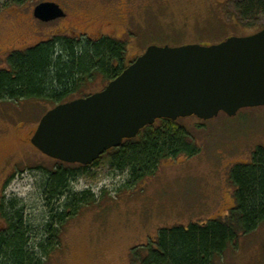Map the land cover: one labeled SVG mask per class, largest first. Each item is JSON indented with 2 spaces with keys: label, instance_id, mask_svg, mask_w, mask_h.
Returning <instances> with one entry per match:
<instances>
[{
  "label": "rangeland",
  "instance_id": "1",
  "mask_svg": "<svg viewBox=\"0 0 264 264\" xmlns=\"http://www.w3.org/2000/svg\"><path fill=\"white\" fill-rule=\"evenodd\" d=\"M237 1L31 0L0 12V69L7 67L12 52L57 35L121 40L127 44L129 65L151 46L213 45L257 33L264 16L258 17L257 27H245ZM43 2L57 3L66 16L40 21L34 9ZM107 84L98 79L89 91H102ZM51 109L34 100L0 103V198L17 199L31 213L43 208L40 187L45 169L60 165L31 142ZM179 122L200 152L163 160L154 175L138 181L112 171L107 156L101 158L74 185L78 192H91L93 201L63 226L60 247L47 264H137L135 258L144 255L143 247L155 241L161 229L230 215L235 207L230 173L264 147V106L242 109L235 117L220 113L206 122L195 116ZM4 226L0 216V229ZM214 264H264V223L241 235Z\"/></svg>",
  "mask_w": 264,
  "mask_h": 264
},
{
  "label": "trees",
  "instance_id": "2",
  "mask_svg": "<svg viewBox=\"0 0 264 264\" xmlns=\"http://www.w3.org/2000/svg\"><path fill=\"white\" fill-rule=\"evenodd\" d=\"M31 0H0V12L23 6ZM235 7L245 27H257L264 16V0H238ZM264 29L260 26L258 32ZM127 44L110 37L57 35L7 58L0 69V103L34 100L52 108L91 95L98 79L109 83L126 68ZM95 93V92H94ZM180 120V119H179ZM179 120H157L121 147L104 154L112 171L128 173L138 181L154 175L163 160L193 157L200 148ZM100 158V159H101ZM93 165H60L45 169L40 187L43 208L31 213L17 199L0 198V264H47L59 249L60 232L84 204L93 201L89 191L74 185L88 175ZM235 189V207L226 219L210 220L161 229L157 239L144 246L137 264H214L241 235L250 234L264 223V147H258L250 162L237 164L230 173ZM137 253H135L136 256Z\"/></svg>",
  "mask_w": 264,
  "mask_h": 264
},
{
  "label": "water",
  "instance_id": "3",
  "mask_svg": "<svg viewBox=\"0 0 264 264\" xmlns=\"http://www.w3.org/2000/svg\"><path fill=\"white\" fill-rule=\"evenodd\" d=\"M34 16L50 22L66 13L43 2ZM262 106L264 29L213 45L151 46L102 91L49 110L31 142L54 160L90 166L157 120L209 121Z\"/></svg>",
  "mask_w": 264,
  "mask_h": 264
}]
</instances>
